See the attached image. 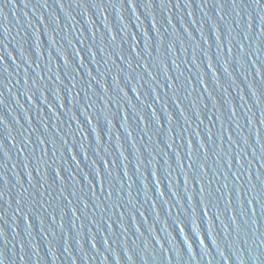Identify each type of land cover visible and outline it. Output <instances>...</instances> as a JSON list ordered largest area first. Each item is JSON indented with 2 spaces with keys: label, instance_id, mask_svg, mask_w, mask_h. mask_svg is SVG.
Masks as SVG:
<instances>
[{
  "label": "water",
  "instance_id": "obj_1",
  "mask_svg": "<svg viewBox=\"0 0 264 264\" xmlns=\"http://www.w3.org/2000/svg\"><path fill=\"white\" fill-rule=\"evenodd\" d=\"M0 101L3 264H264V0H0Z\"/></svg>",
  "mask_w": 264,
  "mask_h": 264
},
{
  "label": "snow or ice",
  "instance_id": "obj_2",
  "mask_svg": "<svg viewBox=\"0 0 264 264\" xmlns=\"http://www.w3.org/2000/svg\"><path fill=\"white\" fill-rule=\"evenodd\" d=\"M132 3V0H130V4ZM256 5H260L261 4V0H255ZM2 102V101H0ZM259 142V141H258ZM0 151H2V149H0ZM0 199H2V194H0ZM257 203H261L260 201H257ZM0 264H3V261L0 260Z\"/></svg>",
  "mask_w": 264,
  "mask_h": 264
}]
</instances>
